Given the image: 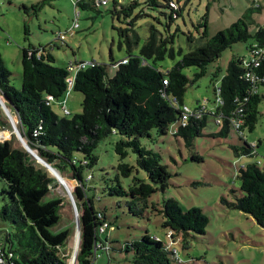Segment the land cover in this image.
Returning <instances> with one entry per match:
<instances>
[{"label":"trees","instance_id":"obj_1","mask_svg":"<svg viewBox=\"0 0 264 264\" xmlns=\"http://www.w3.org/2000/svg\"><path fill=\"white\" fill-rule=\"evenodd\" d=\"M74 4L76 8L96 9L108 5L109 0L108 4H102L100 0H74ZM39 7L36 4L24 9L36 14ZM263 9L264 5L254 2L241 18L230 27L219 30L212 38H209L207 21L199 23L198 27L202 29L200 38L207 40L184 53L167 71L160 68L158 62L166 56L175 58L174 43L179 26L175 33H167L151 23L149 35L135 53L141 41L137 28L141 19L153 18L169 31L183 15L180 0H112V8L107 11L126 25L118 28V32L119 46L125 47L127 52L123 59L128 60L121 63L123 59H113L111 65L117 67L114 76L109 75L107 64L96 61L85 66L81 65L85 62H78L76 69L72 65H57L52 44L29 46L22 49V83L17 87L11 81V71L0 52V94L10 100V104L6 103L9 108L17 111L20 128L29 146L64 178L72 173L70 181L74 184L72 193L80 212L81 228L77 264H96L92 259L98 237L96 226L104 220L113 225L107 210L97 209L93 198L88 196L93 175L85 176L86 170L98 162L95 149L113 133L121 136L115 144L119 155L118 173L105 190L111 196L127 197L129 213L134 216L145 217L148 209L160 213L162 225L168 229L166 236H170L164 241L160 236L146 232L139 239L126 241L121 249L133 253L132 264H184L176 242L181 237L182 247L187 249L192 233L193 236L207 233L209 217L200 207L185 209L175 198L165 200L162 206L150 202L154 193L167 189L171 173L161 162V154L145 147L141 139L151 137L154 129L160 135H166L170 126L176 123L173 135L182 137L187 147L193 148L195 139L204 135L209 117H212L220 126L212 134L214 138H227L234 130L239 133V141L230 146L235 155L255 156L257 146L249 143L242 134L246 129L252 132L256 128L264 84L259 91L251 93V84L245 78V56L231 59L220 86L215 87L216 97L222 100L220 104L212 107L208 102H198L191 107L185 104L184 97L189 84L205 76L208 65L233 44L251 38L254 42L248 45V50L255 43L264 44V25L258 26L255 32L250 31L254 15ZM97 12L102 13L101 10ZM26 32L29 33L28 25ZM63 34L56 33V40L66 43ZM179 52L181 54L182 50ZM192 66L198 71L191 78L184 69ZM254 69L264 74V60ZM220 71L219 68L214 76L217 77ZM71 77L74 81L70 85ZM71 89L84 95L82 112L72 118L60 117L53 110V100H62ZM202 103L208 105L206 110ZM60 104L68 110L67 100ZM185 106L190 112L183 123ZM239 108L242 110L237 112ZM236 120H240L239 123ZM129 149L137 155V167L125 161ZM193 160L201 162L203 157L196 154ZM139 170L145 171L148 177H140ZM120 176H133L128 189L122 186ZM238 178L239 190H232V199L222 196L221 203L229 209L251 215L264 228V169L257 161L248 162L240 167ZM54 182L55 178L44 167L37 166L31 153L15 148L11 140L0 141V221L10 226L4 243L6 247L9 244L7 249L13 252L15 264H67L63 249L70 231H55L64 199L57 196L46 200ZM110 241L109 257L114 250ZM171 241L174 244L170 245Z\"/></svg>","mask_w":264,"mask_h":264},{"label":"rangeland","instance_id":"obj_2","mask_svg":"<svg viewBox=\"0 0 264 264\" xmlns=\"http://www.w3.org/2000/svg\"><path fill=\"white\" fill-rule=\"evenodd\" d=\"M254 2L264 5V0H180L183 15L172 24L169 31L153 18L139 21L137 29L141 41L135 53L139 52L149 35L151 23H155L159 29L167 33H175L179 26L180 31L176 32L174 43L175 58L166 56L164 60L158 62V66L167 71L182 58L184 53L207 40L200 38L199 31L202 29L198 27L199 23L207 21L209 38H212L219 30L230 27L241 18ZM36 4L40 6L36 14L25 11V6L31 7ZM75 8L74 0H0V52L7 68L11 71V81L14 85L21 86L22 49L29 46L52 44V51L57 58L56 64L59 66L72 65L76 69L78 62L96 61L108 65L110 76L116 74L117 67L111 65L113 58L119 61L127 55L126 48L119 46L118 28L126 25L107 11L112 8V0H109L108 5L96 9L77 7L80 12L77 27L74 26ZM97 10H101L102 13H98ZM254 16L251 32H255L258 26L264 25V9ZM26 25L29 33L26 32ZM58 32L66 35V43L64 39V42L56 40ZM190 36L192 40L189 39ZM252 42L254 39L251 38L247 42L235 43L223 51L219 59L210 63L206 75L197 82L189 84L184 97L185 104L194 107L198 102H208L214 107L215 87L220 86L221 78L226 74L231 59L234 56H248V45ZM180 50H182L181 54ZM219 68L221 71L216 77L214 74ZM197 71L198 68L194 66L184 69V73L191 78ZM261 91L264 94V88ZM83 99L84 95L81 92L71 89L62 99L67 100L66 105L70 113H65V107L60 104L62 101L60 99L53 100L52 107L60 117L72 118L82 112ZM2 101L4 102V98L0 95V141L11 140L15 148L28 150L19 136V133L23 135V132L17 113ZM6 108L11 111L15 119L14 123ZM258 108L260 113L255 130L251 132L246 129L242 134L244 139L257 146L255 156L252 158L237 157L230 147L231 144L239 141L238 132L232 130L227 138L212 136L220 128L212 117H209L204 135L195 139L193 148L187 147L182 137L177 138L173 135L172 130L176 123L170 126V131L166 135H160L154 129L151 131V137L141 139L145 147L161 154V162L171 173L167 189L154 193L150 197V202L162 206L165 200L175 198L185 209L200 207L209 217L207 233L195 236L192 233L189 237V248L182 247L181 237L176 242L175 246L184 264H264V228L259 226L251 215L229 209L221 203L222 196L232 199V190H239L238 173L241 166L257 161L264 169V97ZM120 138V135L113 133L103 139L95 149V154L98 156L97 164L85 172L86 178L89 174L94 177L90 183L92 188L87 192L88 196L93 198L97 209L107 210L108 218L113 223L105 236L112 241L114 250L110 253V257L107 252L101 251L96 264H132L133 253L121 248L126 241L139 239L146 232L156 234L164 241H168L166 236L168 229L163 227V217L159 215L160 213L148 209L145 217L134 216L129 213L127 197L111 196L105 190L107 184H112L118 173L119 155L115 144ZM25 141L28 143L27 140ZM33 151L38 154L37 150L33 149ZM128 152L125 161L137 167V155L131 149ZM77 154V157L81 158V154ZM196 154L201 155L203 161H194L193 156ZM31 155L35 158L37 166L44 167L55 178L52 192L46 200L57 196L64 199L61 219L55 231L64 229L70 231L67 245L63 249L64 254L69 253L67 257L69 264L78 240L76 221L79 217L70 197V191L74 192V184L72 185L70 181L72 173L65 175L66 178L63 177L67 186L70 185L69 188L33 153ZM139 176L148 177L143 170H139ZM132 177L120 176L119 181L128 189ZM1 207L0 197V209ZM8 229H10L9 224L0 221L1 242H5Z\"/></svg>","mask_w":264,"mask_h":264},{"label":"built area","instance_id":"obj_3","mask_svg":"<svg viewBox=\"0 0 264 264\" xmlns=\"http://www.w3.org/2000/svg\"><path fill=\"white\" fill-rule=\"evenodd\" d=\"M102 4H108V0H100ZM80 15V12L75 8V20H74V26L77 27L79 25L78 23V17ZM62 38L65 39L66 35L63 34ZM264 60V44L255 43L251 48L248 50V56H246L243 59L244 67L246 68L245 78L248 82L251 84V93H256L259 91L261 87H263L264 84V74H261L259 72H256L254 69L255 67H260L262 61ZM128 60L123 59L121 60V63H126ZM94 61H91L90 63L93 64ZM86 63L81 64L82 66H85ZM74 68V67H72ZM74 79L71 77L69 78L68 83L71 85L73 84ZM248 99V98H246ZM222 102L220 97H216L215 105L220 104ZM205 103H202V108L206 110L208 105H204ZM213 109V108H212ZM239 110H242V108H239ZM68 113V110H65ZM190 112V108L188 106L184 107V116L183 120L181 122L185 123L187 119V114ZM242 115V114H241ZM239 119V118H238ZM220 121V119H218ZM240 121V120H239ZM238 120H236L237 123H239ZM86 163V161H84ZM99 218H102V215L99 214ZM112 228V225L109 224L108 221H103L101 224L96 226L97 231V240L94 244V251L92 255L93 262L96 263V260L99 259L101 256V253L103 251L109 253V244L108 241L105 239V233ZM170 237V236H168ZM155 238L158 239V236H155ZM174 244L173 241H171L170 245ZM176 251V249L174 248ZM102 251V252H101ZM101 252V253H100ZM76 251L72 253L71 260L69 264H77L78 260L76 258ZM13 252L7 249L6 244L4 242L0 241V264H15L13 262ZM177 258L179 261H181L180 257L177 254Z\"/></svg>","mask_w":264,"mask_h":264},{"label":"water","instance_id":"obj_4","mask_svg":"<svg viewBox=\"0 0 264 264\" xmlns=\"http://www.w3.org/2000/svg\"><path fill=\"white\" fill-rule=\"evenodd\" d=\"M1 95V94H0ZM3 98H4V102L5 103H9L10 104V100H8V98H6L5 96H2ZM3 101H2V103H4ZM6 111L9 113V115H10V117H11V119H12V121H13V123L15 122V119H14V117L12 116V113H11V111L8 109V108H6ZM16 111V110H15ZM16 113H17V111H16ZM19 133V132H18ZM20 135V138H21V140L27 145V147H28V152L29 153H33L34 154V156L41 162V163H43V164H45V166L46 167H48L49 169H50V171H52V173L55 175V177L56 178H59V180L62 182V183H64V185H66L67 186V184H66V182H65V180H64V178H63V176H62V174L60 173V171L59 170H57L56 168H54V167H52L51 166V164L50 163H48L45 159H43L39 154H37V153H34V151H33V149L29 146V144L28 143H26V139H25V137L23 136V135H21V133H19ZM68 187V186H67ZM69 191H70V189H69ZM70 197H71V201L73 202V204H74V206H75V208H76V211H77V213H78V209H77V206H76V203H75V197H74V195H73V193L70 191ZM79 214V213H78ZM77 238H78V242L81 240V228H80V217H78V220H77ZM79 249V247H77V253H78V250Z\"/></svg>","mask_w":264,"mask_h":264},{"label":"crops","instance_id":"obj_5","mask_svg":"<svg viewBox=\"0 0 264 264\" xmlns=\"http://www.w3.org/2000/svg\"><path fill=\"white\" fill-rule=\"evenodd\" d=\"M113 59H114V58H113ZM119 61H120V60H119ZM155 235H156V234H155ZM105 239H106L107 241H108V240L110 241V239H109L108 236H107V237L105 236ZM110 242H111V241H110ZM74 251H76V254H77V243H76V246H75L73 252H74ZM68 254H69V253L67 252L65 255H66L67 257H69ZM77 255H78V254H77ZM77 255H76V258H77Z\"/></svg>","mask_w":264,"mask_h":264},{"label":"clouds","instance_id":"obj_6","mask_svg":"<svg viewBox=\"0 0 264 264\" xmlns=\"http://www.w3.org/2000/svg\"><path fill=\"white\" fill-rule=\"evenodd\" d=\"M76 203V202H75ZM77 206V205H76ZM77 212V211H76ZM78 213H79V211H78ZM77 222V221H76ZM78 244L80 245V241L78 242ZM79 250V249H78ZM79 252V251H78ZM78 254V253H77Z\"/></svg>","mask_w":264,"mask_h":264},{"label":"bare ground","instance_id":"obj_7","mask_svg":"<svg viewBox=\"0 0 264 264\" xmlns=\"http://www.w3.org/2000/svg\"><path fill=\"white\" fill-rule=\"evenodd\" d=\"M77 247H79L78 240H77Z\"/></svg>","mask_w":264,"mask_h":264}]
</instances>
